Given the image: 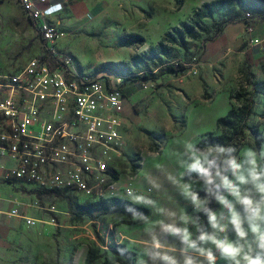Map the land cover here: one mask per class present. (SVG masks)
Instances as JSON below:
<instances>
[{
	"label": "crops",
	"instance_id": "crops-1",
	"mask_svg": "<svg viewBox=\"0 0 264 264\" xmlns=\"http://www.w3.org/2000/svg\"><path fill=\"white\" fill-rule=\"evenodd\" d=\"M63 1L47 0L38 5L40 8L52 5L56 9L52 19L65 32V36L56 42L57 51L71 55L77 71L109 78L118 74L104 69L105 65H130L134 57L142 56L150 48L156 47L168 30L178 27L191 16L184 8L177 12L175 0ZM246 27L243 20L224 25L221 32L204 43L195 59L182 62L187 67L186 71L178 74L165 72L149 80L153 86L156 85L154 92L142 88L146 82L127 80L130 75L126 70L120 73L123 76L120 82L123 94L121 114L124 135L128 141L127 153L137 147H142L144 153L149 136L164 137L168 144L173 142V151L180 160L186 142L196 144L208 132L220 134L216 121L232 107L231 97L239 89V72L245 68L253 76L254 82L264 84V17L255 20L251 32H247ZM125 35L141 36L144 43L125 44L122 41ZM66 36L79 38L83 44L89 43V37L95 40L90 46L96 55L93 62L85 64L79 60L73 49L62 42ZM164 65L153 69L152 73L156 75ZM130 69L134 76H142L144 73L142 68L133 65H130ZM216 71L221 73L220 81L214 78ZM258 97L261 95L255 97V115L251 118H258ZM165 152L162 158H165ZM176 163L170 162L169 168L180 175L182 169ZM3 165H10V162L0 158V190L3 187L9 189L6 195L0 192V264H17L21 257L25 259L26 254L30 258L34 247L39 245L40 233L37 231V219L32 217L35 207H30L34 196L28 193V188L16 184L3 186ZM163 188L173 191L176 187L168 183ZM173 196L177 206L182 203L185 206L189 202L177 194ZM167 201L169 199L164 200L165 204L169 203ZM168 206L165 217L160 221L182 226L179 224L181 220L178 210H174L172 217ZM17 208L20 213L32 217L35 224L28 226L22 217L11 215V211ZM153 236H158L168 249L179 246L178 239L169 236L158 226L157 232L139 235L145 253L151 249ZM151 264L161 262L151 260Z\"/></svg>",
	"mask_w": 264,
	"mask_h": 264
},
{
	"label": "built area",
	"instance_id": "built-area-1",
	"mask_svg": "<svg viewBox=\"0 0 264 264\" xmlns=\"http://www.w3.org/2000/svg\"><path fill=\"white\" fill-rule=\"evenodd\" d=\"M18 2L54 62L36 57L20 71L0 75V158L10 162L1 167L2 182L29 185L28 190L35 192L30 207L35 208L40 206L36 192H68L84 201L129 198L128 188L137 192L135 181L122 179L118 169L128 145L121 77L111 80L77 71L73 57L56 49L57 40L65 36L52 19L56 9L38 6L47 0ZM245 18L251 20L252 15ZM251 29L252 22L246 27L247 32ZM214 78L220 81V73ZM152 87L148 81L142 88ZM162 149L159 145L158 151ZM11 215L22 217L28 226L35 224L18 208Z\"/></svg>",
	"mask_w": 264,
	"mask_h": 264
},
{
	"label": "rangeland",
	"instance_id": "rangeland-1",
	"mask_svg": "<svg viewBox=\"0 0 264 264\" xmlns=\"http://www.w3.org/2000/svg\"><path fill=\"white\" fill-rule=\"evenodd\" d=\"M211 1L213 0H175L176 11L179 12L184 8L185 12L191 13L190 17H192L194 12L204 3ZM261 3L264 8V0ZM247 13L252 15L253 9L246 5H230L214 14L212 20H204L208 30L198 33L197 39L189 43L190 46L185 51L186 53L178 48L168 52V56L162 58L163 64H176L178 60L184 61L196 58L204 43L216 35L217 28H220L218 25L221 26L235 14L245 17ZM90 38H87L89 43L86 44H83V40H79V38L73 39L68 36L62 42H66L73 49L79 60L88 64L93 62L96 56L95 51L90 48L96 41ZM42 53L41 38L30 19L22 11L18 0H0V75L20 71L28 61L41 57ZM148 65L149 70H153L157 66L154 61H149ZM216 72L220 73L219 71ZM120 73L117 72L120 77H123ZM155 88L156 85L146 91L154 92ZM256 104V109L259 112L258 118H252L251 124H261L260 132L264 136V95L258 97ZM244 141L245 144L242 149L254 146V141L248 133H246ZM164 142V137L149 136V141L146 143V149L144 150L145 154L142 147H137L127 153V145L124 150V158L118 164L121 178L134 179L136 193L143 194L156 202V210H153L151 206L141 204L150 211L147 222L144 220L141 224L129 225V219L121 213L102 214L94 212L92 218H87L79 215L80 207L86 204L85 198L80 195L69 197L49 196L41 199L40 206L33 209L32 217L37 219V231L40 233L39 245L34 247L30 258L26 254L25 259L23 260V257H21L20 262L17 264H86L85 261L90 248L93 249V254L98 258L95 264H102L105 258L111 264H122L107 248L115 242L124 244L136 253L135 264H151L152 259L145 254L139 235L144 232L153 233L158 231V222L167 213L166 205H169L172 217H174L175 209L178 210L180 217L185 214V211L193 213L190 202H187L185 206H183V203L179 206L176 205L177 202H175L173 194L181 196L176 185L173 191L163 188L168 183L173 184L172 180L169 179L170 176L177 179L180 177L178 172H174L173 169L169 168L171 166L170 162L179 163V158L176 156V152L173 151V142L168 144L167 139ZM180 144L183 143L180 142ZM159 145H163L162 151H158ZM163 152H165L163 154L165 158H162ZM180 157H182V152ZM137 162L142 164L137 166ZM155 167L158 168L155 169ZM17 185L23 187L21 184ZM3 186L11 187L8 184H3ZM23 188L29 189L30 187L27 185ZM149 189H151L150 192ZM6 190L9 189L3 187L0 192L6 195L8 193ZM194 191H198L197 186H194ZM28 193H30L29 190ZM200 195L203 196V193L201 192ZM180 198L182 199L183 196ZM167 199H169L167 201L169 203L165 204L164 200ZM126 200L130 201V198H126ZM32 202H34V198ZM211 206L213 208L218 207L215 203ZM160 209H163V211H159ZM201 222L203 223V217ZM173 224L175 223L173 222ZM179 224L183 226L182 222H179ZM95 233L99 236L100 241L96 239Z\"/></svg>",
	"mask_w": 264,
	"mask_h": 264
},
{
	"label": "clouds",
	"instance_id": "clouds-1",
	"mask_svg": "<svg viewBox=\"0 0 264 264\" xmlns=\"http://www.w3.org/2000/svg\"><path fill=\"white\" fill-rule=\"evenodd\" d=\"M179 167V179H169L194 214L185 211L183 226L160 221L162 231L178 239L179 246L168 249L153 236L145 254L161 264H264V146L238 151L232 145L200 147L189 141ZM126 195V211L141 204L156 210L154 200L132 188ZM135 218L148 221L143 214Z\"/></svg>",
	"mask_w": 264,
	"mask_h": 264
},
{
	"label": "trees",
	"instance_id": "trees-1",
	"mask_svg": "<svg viewBox=\"0 0 264 264\" xmlns=\"http://www.w3.org/2000/svg\"><path fill=\"white\" fill-rule=\"evenodd\" d=\"M262 1L263 0H213L208 3H204L188 20L182 22L178 27L168 30L163 35L162 40L156 47L150 48L142 56L134 57L131 60L130 65H133L139 69H143L144 73L142 76H134V73H131L130 65L126 63L105 65L104 69L114 73H122L124 70H126L125 72L130 75L127 80H140L143 83L149 80H154L165 72L169 74H178L180 72H184L186 71L187 67L183 65L182 62L191 61L195 58L184 61L178 60L176 64L166 65L163 64L162 58L164 56H168V52L175 48H178L186 53L185 51H187L190 46L189 43L197 39L198 33L206 32L208 30V26L204 20H212L214 14L219 13L221 10L226 9L230 5H246L253 9L252 19L249 20L245 17H241L239 14H235V16L225 21L221 26L218 25L220 28H217L218 32L216 35L221 32L224 25L232 23L236 20H243L246 24L252 22L253 24L256 19L264 17V8L262 7L261 3ZM31 23L33 24L32 21ZM122 41L125 44L134 43L137 45H143L144 43V39L137 35H125L123 36ZM41 59L44 61L54 62V59L51 58L50 54L47 53V51L44 49V46ZM149 61H154L157 65L156 68L162 65H164V67L160 68L155 75L152 73L153 70H149ZM239 76V89L231 97L233 100L231 109L225 116L218 118L216 121V125L220 130V134H216L214 132H208L204 134L196 143L198 146L206 147L209 144L221 143L224 145H232L239 151L245 144L244 140L246 138V133H248L254 141V146H252V148L259 150V148L264 145V136L262 132H260L262 125L251 124V117L255 115L253 112V108L255 107V97L258 94L261 96L264 95V84L254 82L253 76L245 68L239 72ZM30 193L34 194L35 192L33 190L30 191ZM36 193L40 200L49 196L69 197L74 195L68 192ZM85 203L86 204L80 207L79 215L85 216L87 218H92V214L94 212L102 214L121 213L129 219V225H135L144 221V219H134V216L139 217L141 214H143L144 216L148 217L150 214L149 209L141 205H133L132 208L126 211L130 201L122 198H109L98 201L87 200ZM95 235L96 239L100 241L99 236L96 233ZM107 248L111 254H113L122 264H135L136 253L128 249L124 244L115 242L107 246ZM93 253V249L90 248L85 261L86 264H95V261L98 258L95 257ZM102 264L111 263L105 258Z\"/></svg>",
	"mask_w": 264,
	"mask_h": 264
}]
</instances>
